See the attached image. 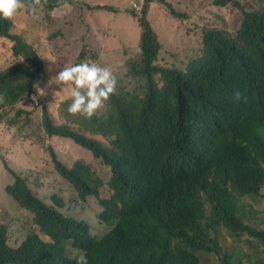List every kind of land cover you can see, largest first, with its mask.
Returning a JSON list of instances; mask_svg holds the SVG:
<instances>
[{"label":"trees","instance_id":"trees-1","mask_svg":"<svg viewBox=\"0 0 264 264\" xmlns=\"http://www.w3.org/2000/svg\"><path fill=\"white\" fill-rule=\"evenodd\" d=\"M215 5L241 7L238 0H215ZM58 8V0H47L39 23L50 24V12ZM145 8L140 61L142 71L151 75L162 47L146 18L148 5ZM260 17L256 24L255 15L246 14L237 37L243 47L259 45L256 25L264 30V10ZM12 28L11 21L0 19V36L13 40V53L29 65L0 72V93L6 95L0 109L15 107L42 82V60L33 44L12 34ZM194 35L205 49L189 59L187 73L159 70L143 85V96L121 90L106 118L82 117L77 122L80 133L75 126L52 127L47 121L49 136L74 140L115 173L108 196L100 197V219L109 231L93 235L91 225L65 217L58 210L61 202L45 204L15 174V183L6 191L36 212L40 231L10 245L9 227L0 225V264H76L77 253L89 264H203L204 254L222 264H237L230 243L247 237L264 246V229L241 215V200L259 198L264 190V45L253 62H246L229 47L228 30L205 29ZM83 53H88L86 47ZM135 68L142 77L137 62ZM236 92L242 95L239 101ZM93 135L109 139L113 149H105ZM50 152L55 170L83 195L98 194L104 187L86 161L69 168L53 149Z\"/></svg>","mask_w":264,"mask_h":264},{"label":"rangeland","instance_id":"rangeland-1","mask_svg":"<svg viewBox=\"0 0 264 264\" xmlns=\"http://www.w3.org/2000/svg\"><path fill=\"white\" fill-rule=\"evenodd\" d=\"M163 1L177 12L182 13L185 18L173 20L170 9L161 3L148 8L152 23L166 45V49L160 55L162 66L186 69L189 59L193 58L196 53L201 56L203 50L202 43L194 34L215 27L234 31L239 25L242 10L232 6L216 7L214 0ZM238 1L248 9H259L264 6V0ZM146 2L147 0H69L70 8L61 7L50 12L53 21L47 25L39 23L41 16L39 19H33L26 13L27 10H24L12 18L15 22L14 32L24 36L31 44H39L43 58L56 62L55 71L60 64H77L83 47H89V55L96 57L101 67L109 68L116 77L117 93L122 90L143 96L144 82L138 74L132 73L129 67L134 59L141 55L142 31L136 24V17L140 16L141 10L139 7L135 10L133 3L141 5L144 3L145 5ZM105 4L117 9L118 13L93 9ZM44 12L46 11H39V13ZM65 20H67V26H64ZM34 23L42 27L40 33L35 32ZM59 28L66 30L67 34L60 37L61 31L57 32ZM190 30L194 34H190ZM173 38L175 45H173ZM12 46V42L0 38V72L22 61L21 57L13 55ZM45 62L46 71L40 88L46 92V95L40 97L39 100L41 104L44 103L50 109L57 123L70 122L73 115L68 112L67 108L64 111L60 108L70 96L67 91H64L55 97L53 92L60 91V89L55 85L51 89L47 87V82L55 76V71L49 73L47 69L50 62L47 60ZM112 98L110 96L105 106L96 112L98 117L106 118L110 114ZM19 111L32 112L36 115L35 120L26 114L18 116ZM99 139L106 146H110L109 139L102 137ZM47 146L57 147L58 157L66 164L71 166L77 161L84 160L98 172L106 183L110 181V169L102 162L98 163L88 150L81 147L76 149L73 144L68 145L62 140L46 138L38 105L27 102L15 107L0 109V224L9 226L10 243L16 244L30 234L33 227V216L7 197L6 188L13 179L6 173L2 157L7 159L11 167L15 166L17 170H27L26 178L39 197L50 204H54L53 196L62 197L66 202L62 209L64 214L89 223L93 235H104L109 228H106L98 219L102 211L98 201L95 198H89L86 202L80 199L76 190L53 169L51 160L45 154ZM19 153H23L20 158ZM28 168H36V170H28ZM241 207V215H244L248 223L264 229V190L259 198H243ZM37 231L40 230L37 229ZM259 243L257 240L246 237L241 243H230L228 248L237 252L235 263L256 264L264 261V246H260ZM203 264L222 263H219L215 256L204 254Z\"/></svg>","mask_w":264,"mask_h":264},{"label":"clouds","instance_id":"clouds-1","mask_svg":"<svg viewBox=\"0 0 264 264\" xmlns=\"http://www.w3.org/2000/svg\"><path fill=\"white\" fill-rule=\"evenodd\" d=\"M148 1H151L150 4H148ZM162 1L163 0H147L145 5H144V3H142V5L139 4V3H133V8L135 10H137L136 9L137 7H139L140 10H141L140 16L136 17V24H137L139 30L142 31V35H143V28L141 26L140 19L143 16V10L146 9L145 6L148 5V8H149V6L155 7L159 3H161L162 5H164V6H166L168 8L167 5H169V4L166 3V2L163 3ZM46 2H47V0H0V19H4L6 21H11L13 23V28L11 30V33L14 34V35H17L19 37H24V36L14 32L15 22H14V20L12 18L15 17L21 11L27 10V12H28L27 14L30 15L33 19H39V11L44 7V4ZM58 3H60L61 7L65 8V9L70 8V5H68L65 2V0H58ZM240 4H241V7L236 8V9H241L242 10L240 12L239 25H238L236 30L230 31L228 29L221 28V27H215V28H212V29H219V30H224V31L228 30L230 35H231L230 37L226 36V39L228 41L229 47H231V49L236 54H238L240 57L244 58L246 62H253L254 59H256V57H258L257 56V51L260 49L259 47H261V45H264V30H258L259 26L256 25V30H257V32L259 34V40L260 41H259V45L258 46L254 45V47L252 49L251 48H247V47H243L237 41V37H238L239 32L242 29L246 14H254L255 15V21L256 20L258 21L259 19H263V17H260V16H261L262 11L264 10V6L259 8V9H248V8L244 7V5L241 2H240ZM214 5H215V0H214ZM100 7H112V6L105 4V5H99V6L95 7V8H93V7L92 8L94 10H101V11H107V12H110V13H115V12H112L110 10H106V9L100 8ZM216 7H218V6H216ZM226 7H228V6H226ZM226 7H219V8H226ZM117 13H115V14H117ZM171 14H172V12H171ZM180 14H182V13H180ZM172 16L174 17L173 20H175V19L182 20V19L185 18L184 15H183L182 19L175 17L173 14H172ZM146 18H147L149 24L151 25V27L153 28V30L155 31V33L157 34V36H158V41H159L158 44H160L161 47H162V49L159 52L158 59L155 62H152V64H151V66L153 68H155L156 71L152 72L151 75H148L144 71H142V69H141L142 61H140V58L143 55V51H142V47H141L142 36H141V39H140L141 55L134 59V61L132 62V65L129 67V70L132 73L138 74V72H137V70L135 68V63L137 62L138 67L142 71V77H140V78H142V81L144 82V86H145V84L147 82H149V79H153L154 76L158 72H160L159 70L169 71V70L164 69V68H168V69L175 68V69L180 70L183 73H187L188 72V68H189L187 65H186V69L183 70V69H180V68H177V67L162 66L160 64V55L166 49V45H165L164 40L163 41L161 40L158 31L155 29V26L152 23L151 14L149 15L148 10H147ZM257 21H256V24H257ZM66 22H67V20H65L64 26H67ZM33 26L35 27L34 28L35 32L40 33L42 31V27L41 26H39V25H37L35 23L33 24ZM254 27H255V25H254ZM59 31H61L60 32V37H63V36H65L67 34V31L64 30V29L59 28L57 30V32H59ZM0 38L9 40L10 42L13 43V46H14L15 42L13 40H11V39H9L7 37H3V36H0ZM40 38H42V37H40ZM256 38H258V35H256ZM63 42H67V41H63ZM173 45H175V39H174V44ZM13 46H12V48H13ZM202 46H203V44H202ZM32 47L37 52L38 56L40 57V59L42 60V63H43V74L41 76V80H42L44 75H45V71H46V62H45V60L50 62L49 63V67L47 69V71L49 73L55 71V67L54 66L56 65V62L54 60H48V59H44L43 58L42 53L40 52V49H39L40 48L39 44H33ZM84 47H86V46H84ZM84 47H83V50H84ZM86 48H87L88 53L85 54V53H83V50H82L81 54L79 56L80 59L78 60L77 64H74V65L60 64L59 67L57 68V70L55 71V76H52L47 82V87L49 89H51L53 85H55L57 88L60 89V91H54L53 92V95L55 97L59 96L64 91L68 92L70 97L67 98L68 101L62 103L60 108L62 109V111H64L67 108L68 112L73 115V118H72V120H70V122H64V123H60V124L57 123L55 118H54V116H53V114H52V112L50 111V109L48 107H46L44 103L41 104V102L39 100L40 97H43V96L46 95V92L42 88H40L42 82H41L40 85L38 84V86L34 85V87H35L34 92L31 93V94H28L24 99L20 100L18 102V104H16V106H17L20 103L30 102L31 104L38 105L39 106V111L41 113L42 129L44 131V134H45L46 138L49 139V140H58V141L62 140L65 143H67L68 145L73 144L76 149L78 147L80 148V146L77 145L75 143V141L72 140V139L64 138V137H60V136H49L48 133H47V130H48L47 121H49L51 123L52 127H53L54 124H56L58 126H60V125H70L72 127L75 126L78 129V132L80 133V126L78 125L77 122L82 117H85L86 119H90L92 116L98 117L96 112L105 106V103L110 99V96L114 97L115 95L118 94L117 90H116L117 80H116V77L113 75L112 71L109 68H107V67H101L100 61L96 57H94L92 55H89L90 54L89 47H86ZM240 48H242V50ZM203 49H205V45H204ZM255 49H256V51L254 52ZM202 52H203V50H202ZM13 55H15V54L13 53ZM19 57H21V56H19ZM24 58L25 57H21L22 61L20 63L16 64V65H19V64L29 65V63L26 62V60ZM16 65H13L11 67H14ZM11 67H9V68H11ZM9 68L5 69L4 71L8 70ZM180 74H182V73H180ZM29 79L31 80V76H29ZM156 79H157V82L159 84V87H162L163 83H162V80H161L160 76H156ZM234 98H235L236 101L241 100L242 99L241 93L240 92H236L234 94ZM5 103H6V95L0 93V104H5ZM24 113L25 114L29 113L28 116H31L32 119L35 120L36 115L33 114L32 112H24ZM83 134L85 136H87V137L90 136V133H83ZM79 136H81V135H79ZM91 137L97 139L98 142H100L104 146L105 149H107V150L113 149V146L111 144L108 147L99 139L100 137L105 138L104 136H102V135H93ZM55 148H54V146H47V148H46L47 151L45 152L46 156L49 158V160H51V163H52V166H53L54 170H55V167H54V164L52 162L50 149H53L55 151L57 157H58L59 149L57 147H55ZM83 149H85V148H83ZM43 150L45 151V149H43ZM90 153L92 154V152H90ZM21 154H23V153H19V158H20ZM93 157H94V155H93ZM58 159L62 163L67 165L69 168H72L75 165V163H76L75 162L73 165L70 166V165L66 164L65 162H63L59 157H58ZM3 160H4L3 166H5V168H6L5 169L6 173L11 177V179H13V181L11 183H9V185H13L15 183V181H16L15 174H16V175H18V176H20L22 178V181H24V180L27 181L28 186L33 191L35 196L37 198H39L40 200H42L45 204H47L49 206H54L56 204V201L57 202H61L62 206L59 207L58 210L65 217H67L69 220H72V221L84 222V221L78 220V219H76V218H74L72 216H67L66 214H64L62 209L65 207L66 202H65V200L62 197H60L58 195L53 196L52 201H53L54 204H50V203H48V201H46V200L42 199L41 197H39L34 192V190L31 188V186L29 184V181L26 178V171L27 170H17L14 165L13 166L15 168L11 167L8 164V161H7V159L5 157H4ZM95 160L98 163L102 162L101 160L96 159V158H95ZM36 168L35 169L28 168V170H36ZM110 171H111V169H110ZM55 172H57V171L55 170ZM57 174L62 179L67 181L58 172H57ZM114 176H115V173L111 172L110 180L112 179V177L114 179ZM102 181L104 182V187L101 188V190H100V192H98V194H87V195H83L80 192V190H77L76 188H74V186L70 182L67 181L76 190V192L78 193L80 199L83 202H86L89 198H95L98 201V204H99V206H100V208L102 210L101 213L99 214V217H98V219H99V221L101 223H102V220L100 219V216L103 214L104 208L100 204V197L102 199L107 197L108 195H106V194L108 192L106 190L110 189L109 183H106L103 179H102ZM105 192H106V194H105ZM6 194H7V197L12 199V201L19 208H21L22 210L30 213L33 216L32 217L33 218L32 219L33 227L30 230V233L32 231H36V229H39L40 226H38L39 222L37 220L36 212H34L32 209H30L28 207L27 208L22 207L11 195H9L7 193V191H6ZM204 206H208V204L205 203ZM0 225H4V224H0ZM10 245H14V244L10 243ZM14 248H17V247H14ZM77 255H79V256L76 258V264H89L88 258L85 255L79 254V253H77Z\"/></svg>","mask_w":264,"mask_h":264}]
</instances>
